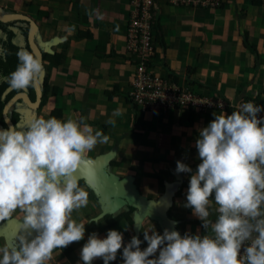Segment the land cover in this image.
<instances>
[{"label": "crops", "instance_id": "obj_1", "mask_svg": "<svg viewBox=\"0 0 264 264\" xmlns=\"http://www.w3.org/2000/svg\"><path fill=\"white\" fill-rule=\"evenodd\" d=\"M1 1L7 10L27 14L37 22L35 40L42 44L43 53L63 55L58 65L43 63L50 93L42 111L36 114L25 102L15 106L24 117L19 124L23 126L33 116L48 118L53 112L60 114L58 119L84 117L93 129L109 137L107 143L84 154L96 172L93 184L106 191L122 183L118 188L127 198L116 191L108 197L114 202L109 207L82 177L79 184L88 192V204L73 212V218H103L100 223L85 224L81 241L54 250L51 264H83L80 250L93 232L103 239L108 230H117L124 245L137 236L141 250L147 247L143 231L152 226L161 235L165 229L181 236L206 234L202 222L184 205L189 178L201 162L195 148L198 130L214 119L213 113L224 111L148 113L131 103L128 92L135 62L125 48L131 1ZM152 24L153 74L197 95L223 99L226 105L248 99L264 105L263 0H224L216 9L154 0ZM72 26L74 31H70ZM117 111L120 115H115ZM110 119L114 124L108 123ZM178 160L192 172L177 174ZM214 208L213 203L212 221L217 216ZM21 219L17 212L11 221L3 222L0 246L12 243ZM92 264L104 262L97 258ZM109 264H123L122 249Z\"/></svg>", "mask_w": 264, "mask_h": 264}, {"label": "clouds", "instance_id": "obj_2", "mask_svg": "<svg viewBox=\"0 0 264 264\" xmlns=\"http://www.w3.org/2000/svg\"><path fill=\"white\" fill-rule=\"evenodd\" d=\"M16 55L7 83L23 91L39 81L44 64L27 49ZM262 110L251 101L241 103L230 115L213 113L198 130L201 162L189 178L184 206L206 234L165 229L161 235L152 226L143 231L147 247L141 250L137 236L124 245L117 230L103 239L93 232L80 250L83 264L97 258L109 264L121 249L123 264H264V117L257 118ZM108 141L84 117L33 116L23 126L0 130V222L17 212L22 217L12 243L0 246V264H51L54 250L81 241L85 224L101 222L102 216L77 221L72 214L88 204L79 180L87 177L91 186L96 179L84 154ZM175 171L192 169L178 160ZM213 203L215 221L209 219Z\"/></svg>", "mask_w": 264, "mask_h": 264}, {"label": "built area", "instance_id": "obj_3", "mask_svg": "<svg viewBox=\"0 0 264 264\" xmlns=\"http://www.w3.org/2000/svg\"><path fill=\"white\" fill-rule=\"evenodd\" d=\"M133 5L131 16L126 23V51L134 57V75L131 81V103L143 112H168L173 109H193L199 113L224 111L232 113L235 106L253 102L248 99L234 105H226L223 99L200 96L176 82L164 80L151 71L150 62L154 57L152 21L154 0H130ZM173 6L216 9L224 0H165ZM264 1V0H263ZM264 117V110L257 118Z\"/></svg>", "mask_w": 264, "mask_h": 264}, {"label": "trees", "instance_id": "obj_4", "mask_svg": "<svg viewBox=\"0 0 264 264\" xmlns=\"http://www.w3.org/2000/svg\"><path fill=\"white\" fill-rule=\"evenodd\" d=\"M28 31H29V22L26 20H12V21H0V130L6 129L7 125L3 117V108L7 101L14 96V94L20 92L12 89L7 83V77L11 72H13L18 64V58L16 53L21 48L27 49L32 52L29 43H28ZM154 34V29L152 26V37ZM44 64L49 62L54 66L60 63V58L63 57L61 53L51 54L49 52L43 53ZM42 89H43V98L41 106L38 110H34L36 114L40 113L43 107L46 105L50 93V86L48 83V76L40 77ZM131 87V86H130ZM131 90V88H130ZM130 90L128 92V98L130 99ZM30 97L35 100L36 92L34 85L28 87L26 90ZM244 101V100H243ZM24 103L22 99H19L15 105L18 107L20 104ZM15 105L9 111L10 117L12 118L15 124L23 120V115L20 111L17 110ZM15 107V108H14ZM32 110V109H31ZM150 113V112H148ZM154 113V112H153ZM231 114V113H230ZM60 115L57 112H53L51 116L57 117Z\"/></svg>", "mask_w": 264, "mask_h": 264}, {"label": "water", "instance_id": "obj_5", "mask_svg": "<svg viewBox=\"0 0 264 264\" xmlns=\"http://www.w3.org/2000/svg\"><path fill=\"white\" fill-rule=\"evenodd\" d=\"M12 20H26L29 22L28 43H29L32 51L35 53V55L40 57L42 62L44 63L43 48H41L35 40L36 32L38 30L37 22L33 18H31L29 15L24 14V13H19V12L2 13L0 11V21L6 22V21H12ZM34 88H35V92H36L35 100H33L30 97L28 92L20 91V92L16 93L14 96H12L7 101V103L5 104L4 109H3V116H4V120H5L8 127L14 125L12 120L9 118V110L19 99H22L32 110H38L40 108L41 103H42V98H43V89H42L40 78H39V81L34 84ZM77 173H79V172H77ZM84 179L86 182H88L87 177H84ZM121 184L122 183H116L115 187L113 186L114 188H112V189L108 188V189H106V191H104V189L100 188L97 185L93 184L91 186H92V189L97 191V193L99 194V196L101 198V201L106 202L108 204V206L110 207L111 204L114 205V202H110L108 197L111 194L116 195V191H119L122 194V196L127 200L124 193L122 191H120L118 188L121 186ZM3 238H5V240L8 239L5 235H3Z\"/></svg>", "mask_w": 264, "mask_h": 264}, {"label": "flooded vegetation", "instance_id": "obj_6", "mask_svg": "<svg viewBox=\"0 0 264 264\" xmlns=\"http://www.w3.org/2000/svg\"><path fill=\"white\" fill-rule=\"evenodd\" d=\"M2 4V3H1ZM4 7H6V5L5 4H2ZM1 7V6H0ZM0 11H1V9H0ZM2 12V11H1ZM11 12H15V11H11V10H9V12L7 11V12H2V13H11ZM15 95V94H14ZM24 102V101H23ZM26 104V103H25ZM15 105V104H14ZM16 106V105H15ZM28 106V105H27ZM12 108V107H11ZM10 108V109H11ZM15 108V107H14ZM4 109V108H3ZM10 111V110H9ZM4 117V116H3ZM9 118L12 120V118L10 117V114H9ZM5 121V120H4ZM22 121V120H21ZM12 122H13V120H12ZM6 123V122H5ZM20 123V122H19ZM13 124L14 125H17V124H15L14 122H13ZM7 125V124H6ZM7 128H8V126H7ZM10 220H12V218L10 219ZM2 224H3V222H0V227L2 226ZM0 238H2L1 236H0Z\"/></svg>", "mask_w": 264, "mask_h": 264}, {"label": "rangeland", "instance_id": "obj_7", "mask_svg": "<svg viewBox=\"0 0 264 264\" xmlns=\"http://www.w3.org/2000/svg\"><path fill=\"white\" fill-rule=\"evenodd\" d=\"M1 3L4 4L2 1L0 2V6H1L0 9H1V11H2V12H7V11L9 12V10H7V9H9V8L4 7ZM5 9H6V10H5ZM26 9H27V6H26ZM196 9H197V8H196ZM198 9H204V8H198ZM11 11H12V9H11ZM27 12H28V10H27ZM40 44H41V43H40ZM40 46H42V44H41ZM28 107H29V106H28ZM29 109H30V107H29ZM139 109H141V108H139ZM114 166H117V164H116V165L114 164Z\"/></svg>", "mask_w": 264, "mask_h": 264}]
</instances>
